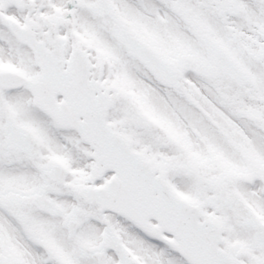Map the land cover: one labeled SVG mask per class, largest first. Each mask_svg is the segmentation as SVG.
<instances>
[{
	"label": "snow or ice",
	"instance_id": "obj_1",
	"mask_svg": "<svg viewBox=\"0 0 264 264\" xmlns=\"http://www.w3.org/2000/svg\"><path fill=\"white\" fill-rule=\"evenodd\" d=\"M0 264H264V0H0Z\"/></svg>",
	"mask_w": 264,
	"mask_h": 264
}]
</instances>
